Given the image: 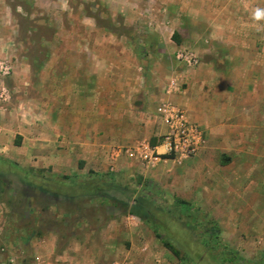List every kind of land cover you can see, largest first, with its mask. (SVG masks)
Here are the masks:
<instances>
[{"label":"rangeland","instance_id":"374dc122","mask_svg":"<svg viewBox=\"0 0 264 264\" xmlns=\"http://www.w3.org/2000/svg\"><path fill=\"white\" fill-rule=\"evenodd\" d=\"M3 1L6 21L11 23L9 31L3 32L11 38L13 60L18 65L9 77L0 76L3 105L6 90L14 99L41 93L51 97L58 89L66 88V78L78 75L79 69L87 73L89 69L116 70L122 84L116 79L111 83L119 91H131L124 84L126 81L148 85L160 80L159 85L163 86L169 81L167 74L175 66L174 55L178 51L191 52L198 60L195 68L182 67L183 71H196L199 75L223 66L222 62L204 61L191 45L176 47L173 55L175 45L168 41L166 21L174 13H168L164 0ZM144 38L157 46L147 45ZM172 40L179 42L180 37L178 40L174 34ZM212 79L209 78L219 85L215 83L210 90L203 87L201 96L208 103L207 109H221L220 121H235L236 126V121H263L250 115L241 118L239 109L245 102L226 93L228 79ZM186 89L187 84L181 82L180 90ZM65 98H50L57 111ZM65 113L63 109L61 114ZM60 122L66 131V121ZM146 129L144 121L140 122L135 133L139 140L114 150L128 158L126 152L130 148L156 145L161 131L152 128L147 136ZM203 131L205 145L199 150L202 153L181 162L167 161L159 167L165 161L161 158L159 164L144 168L135 159L127 172L109 167L102 177L93 170L87 171L79 181L88 185V195L77 199L47 193L34 187L33 180L28 182L26 175H8L2 168L0 264L8 257L14 259V264H31L38 261L39 254L42 262L34 264H66V247L72 248L80 240L94 252V257H88L90 262L84 264H233L228 258L236 257L252 263L264 252V143L247 144L245 151L238 139L215 142L220 138L215 135L219 132L208 135L207 130ZM50 170L39 174L53 180L56 190L62 191L65 186V194L78 196L81 188L77 184L66 174ZM256 184L259 191L255 198ZM211 220L217 223L219 240L227 249L213 242L210 248L203 244L211 239L206 225ZM162 239L179 251V256Z\"/></svg>","mask_w":264,"mask_h":264},{"label":"crops","instance_id":"0c3cea01","mask_svg":"<svg viewBox=\"0 0 264 264\" xmlns=\"http://www.w3.org/2000/svg\"><path fill=\"white\" fill-rule=\"evenodd\" d=\"M164 3L168 13H174L172 19L166 21V28L170 30L168 41L175 45L173 55L176 47L191 45L201 59L205 58L204 61L209 63L222 62V68H211V73L202 72L197 75L196 71L182 70V67L190 69L196 66L187 67L176 61L175 66L168 71L169 81L163 86L159 85L160 80L158 84L154 81L148 85L124 82L131 91H119L112 86L111 82L114 79L119 81L120 76L116 70L104 69H89L88 73L79 69L78 75L66 78L64 91L58 89L51 97L42 93L36 97H26L23 92L22 99H14V96L9 98L10 93L6 90L4 97L7 104H0V157L25 170L48 172L51 169L52 172L66 174L67 179L81 188L79 195L73 197L77 199L88 195V185L83 180L79 181L87 171L93 170L99 173L97 177H102V173H106L109 167L127 172L135 159L140 161L135 153L127 151V158L114 148L139 140L135 136L136 128L143 121L147 128L145 134L148 131L150 133L152 128L163 133L165 128L156 114L162 103H172L180 108L190 122L207 130L208 135L219 132L215 135L220 138L215 142H235L238 139L245 151H248L245 146L247 144L264 143V20L253 19L257 8L264 9V0H164ZM5 6V2L0 0V63H10L14 73L18 65L13 60V43L10 36L6 37L3 32L9 31L11 24L6 21ZM174 34L178 40L180 37L179 42L172 40ZM143 41L147 45L157 46L151 39L144 38ZM178 66L181 69L178 70ZM156 75L159 79V74ZM209 78H218L220 81L228 79L226 93L235 94L238 100L246 104L239 109L241 118L250 115L263 121H236L237 126L235 121H220L221 109L210 106L207 109L208 103H205L204 95L201 96L204 94L203 87L210 90L216 83ZM92 79L95 80L92 82ZM181 82H185L188 89L180 90ZM62 96L66 98L57 111L50 98ZM63 109L66 113L62 115ZM60 121H66V131ZM150 121L153 123L149 124ZM154 124L157 127H153ZM217 124L224 126L221 128ZM163 159L165 161L159 167L163 163L167 164V161L181 162L177 159ZM159 161L151 168L159 164ZM140 165L139 172H142ZM258 191L259 186L256 184L253 192L255 198ZM183 192L181 190L184 198ZM50 238L54 240L53 236ZM81 241L72 248L66 247V264H84L90 262L88 257H94V252L88 250ZM41 258L39 254L36 257L38 261L32 263H41ZM6 260L3 264L15 262L12 257Z\"/></svg>","mask_w":264,"mask_h":264},{"label":"built area","instance_id":"2783aa9c","mask_svg":"<svg viewBox=\"0 0 264 264\" xmlns=\"http://www.w3.org/2000/svg\"><path fill=\"white\" fill-rule=\"evenodd\" d=\"M177 62L187 67H195L197 58L191 52L178 51L175 53ZM12 67L7 63H0V76L9 77ZM165 130L157 137L154 146L148 144L130 148L128 153H135L144 168H149L161 158L177 160L189 159L196 155L205 145V135L202 128L190 122L184 112L172 103H162L156 110Z\"/></svg>","mask_w":264,"mask_h":264},{"label":"trees","instance_id":"16d2710c","mask_svg":"<svg viewBox=\"0 0 264 264\" xmlns=\"http://www.w3.org/2000/svg\"><path fill=\"white\" fill-rule=\"evenodd\" d=\"M152 146H154V144L152 143ZM4 169V173L5 174H12V173H22L23 175H26L28 182H31L32 181V185H34V187L38 188V189H41V190H44L45 192L47 193H51V194H57V195H67L68 197H74L75 195L74 194H65L66 191H64L65 189V183L64 182H61L60 184H63L62 186H64V189L62 191H58L54 188V183L51 181V179H48L46 176H43L42 174H39L40 172H33L32 170H25L21 167H19L18 165H16L15 163L9 161V160H6V159H3L0 157V171L1 169ZM70 181H72L71 179H69ZM39 181V183H38ZM73 182V181H72ZM75 184V183H73ZM77 195H79V193H77ZM179 204L181 205H185V203L179 201ZM206 225H207V228H208V234H209V237L211 239H206L204 241V245L206 246V248H210V242H213L214 245H218L220 247H224L220 240H219V229H218V225L216 222L214 221H207L206 222ZM157 233V232H156ZM160 237V236H159ZM162 243L165 244L166 246H168L169 248L172 249L173 253L178 255L179 256V251H177L176 249H174L172 247V245L166 241V240H163L162 239ZM225 249H227L226 247H224ZM233 258V257H232ZM237 259H231V258H228V261H231L233 264H246L247 261L240 258V257H236ZM223 262V260H222ZM250 264H264V252L260 253V255L258 256L257 259H255L252 263Z\"/></svg>","mask_w":264,"mask_h":264},{"label":"clouds","instance_id":"9594fccd","mask_svg":"<svg viewBox=\"0 0 264 264\" xmlns=\"http://www.w3.org/2000/svg\"><path fill=\"white\" fill-rule=\"evenodd\" d=\"M253 19L256 21L264 20V9L257 8L254 12Z\"/></svg>","mask_w":264,"mask_h":264}]
</instances>
